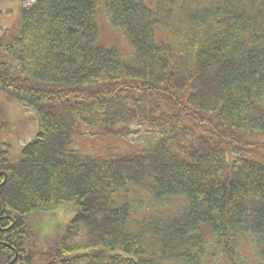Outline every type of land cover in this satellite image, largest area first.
<instances>
[{
    "label": "trees",
    "instance_id": "1",
    "mask_svg": "<svg viewBox=\"0 0 264 264\" xmlns=\"http://www.w3.org/2000/svg\"><path fill=\"white\" fill-rule=\"evenodd\" d=\"M103 18L130 55L100 41ZM0 92L39 123L11 159L0 114V264H206L211 248L236 264L245 236L264 262V0H35L0 35ZM133 125L156 141L76 145ZM67 203L42 249L31 215Z\"/></svg>",
    "mask_w": 264,
    "mask_h": 264
},
{
    "label": "rangeland",
    "instance_id": "2",
    "mask_svg": "<svg viewBox=\"0 0 264 264\" xmlns=\"http://www.w3.org/2000/svg\"><path fill=\"white\" fill-rule=\"evenodd\" d=\"M35 0H0V35L7 28L18 31L22 25L23 8L31 5ZM153 5L155 0H148ZM171 29H173L171 27ZM157 34L160 38H167L168 33L162 28L157 27ZM100 41L105 44H115L125 55H130L131 44L122 31L114 27L109 19L103 18L101 22ZM0 114L8 123L7 130L2 134L3 142L10 143V158L18 159L22 148L36 137L39 131V123L36 113L23 105L20 101L10 99L7 94L0 92ZM135 132H131L127 137L121 135H102V133L92 134L91 130L83 131L76 142L77 147L93 155L108 154L113 150H134L140 149L142 143L151 144L156 141L157 135L151 134L147 126L133 125ZM139 133V135H138ZM152 137H154L152 139ZM255 137L260 142H264V133L257 134ZM140 139V140H139ZM8 144V143H7ZM264 155V150L259 152ZM149 202L150 198L146 193H142ZM153 210L158 209L152 207ZM75 212L72 203L63 204L51 211H39L31 215V221L36 231L37 243L42 249L57 240L64 231L65 226L70 221ZM217 252V253H216ZM206 264H232L227 257L218 252L216 248H211L207 256ZM236 264H264L259 255L256 254V247L251 243L249 236H245L239 245V255Z\"/></svg>",
    "mask_w": 264,
    "mask_h": 264
}]
</instances>
